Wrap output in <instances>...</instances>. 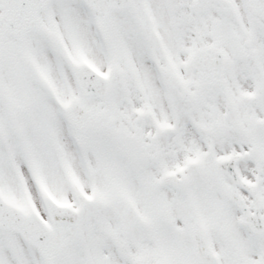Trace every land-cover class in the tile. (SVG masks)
<instances>
[{
    "label": "snow or ice",
    "instance_id": "6c2138e0",
    "mask_svg": "<svg viewBox=\"0 0 264 264\" xmlns=\"http://www.w3.org/2000/svg\"><path fill=\"white\" fill-rule=\"evenodd\" d=\"M0 264H264V0H0Z\"/></svg>",
    "mask_w": 264,
    "mask_h": 264
}]
</instances>
